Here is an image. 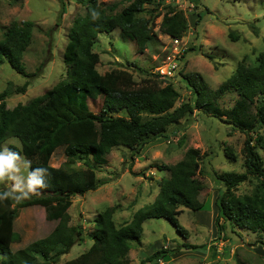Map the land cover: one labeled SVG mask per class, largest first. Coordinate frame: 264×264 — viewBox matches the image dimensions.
I'll list each match as a JSON object with an SVG mask.
<instances>
[{
    "label": "trees",
    "instance_id": "obj_1",
    "mask_svg": "<svg viewBox=\"0 0 264 264\" xmlns=\"http://www.w3.org/2000/svg\"><path fill=\"white\" fill-rule=\"evenodd\" d=\"M85 10L73 17L67 30L63 49L66 74L50 89L31 97L27 102L14 105L5 111L6 98L14 92L25 91L29 80L12 86L10 82L0 90V154L2 142L9 136L19 139L18 149L9 144L10 150L22 153L27 162L47 169L46 188L36 194L16 199L10 196L0 200V256L2 264H52L81 237L83 229L70 224L68 207L76 193L95 188L103 181L97 177V167L107 162V153L112 147L124 145L136 153L143 145L157 136H163L170 124L198 109L228 123L232 128L244 131V171L224 170L215 172L222 185L214 200L216 206L215 226L219 237L227 238L225 229L234 227L256 232V243L264 245V157L259 146H264L258 127L264 123V46L257 53L253 64L239 62L232 73L216 88H211L197 72L181 74L192 97L181 100L179 91L170 80L160 84L158 71L146 72L136 81L125 68H112L101 73L96 64L99 53L93 49L98 32L119 28L123 37L135 41L142 52L149 41L156 40L152 18L139 14L145 4L164 0H129L119 10L117 3L100 0H82ZM198 2V0H192ZM93 10L99 17L93 19ZM199 20V13L195 23ZM32 20H12L0 37V61H7L12 68L27 77L35 72H26L22 59L24 50L31 41ZM188 28V20L182 9L167 4L159 21V30L171 37H181ZM232 39L237 34L229 32ZM191 47L190 49H193ZM207 56H211L206 53ZM234 89L238 97L228 108L220 107L219 97ZM101 96L97 111L90 107V100ZM254 108V110H252ZM124 111L126 116L115 113ZM63 146L65 160L60 164L67 174L65 185L59 187L58 169L50 163L53 151ZM228 156L234 155L225 149ZM200 157L197 147H188L183 156L171 164L157 165L167 169L168 175L158 182V192L152 201L138 207L132 216L117 224L113 217L115 206H106L92 219L89 231L90 245L62 264H129L128 251L131 242L140 241L144 220L150 217L168 219L186 237V230L179 223L178 205L200 207L198 198L203 182L200 178ZM81 160L85 167H74ZM60 169V168H59ZM249 177L255 179L251 190L235 193L236 186ZM10 191L1 187L0 194ZM41 205L45 218L54 221L51 229L26 245L10 248L21 239L14 227L19 207ZM220 218L222 221L220 222ZM222 233V234H221ZM183 248H204L205 244L178 242L173 247L155 249L147 260H158L168 253ZM239 264H245L240 262Z\"/></svg>",
    "mask_w": 264,
    "mask_h": 264
},
{
    "label": "rangeland",
    "instance_id": "obj_2",
    "mask_svg": "<svg viewBox=\"0 0 264 264\" xmlns=\"http://www.w3.org/2000/svg\"><path fill=\"white\" fill-rule=\"evenodd\" d=\"M100 1L116 2L117 10L129 2ZM167 4L182 9L188 20V28L179 42H174L171 36L159 30V21ZM84 10L82 0H0V37L12 20H32L34 23L31 41L22 56L26 72H35L34 75L27 77L12 68L7 61H0V90L9 82L15 86L29 80L25 91L14 92L6 98L5 111L44 93L65 76L63 49L67 41V30L73 17L82 14ZM198 13L199 20L196 24ZM139 14L152 18L156 40L149 41L140 52L135 41L123 37L119 28L98 32L93 44V49L99 53L96 67L101 73L115 67L125 68L136 81L146 74L139 68L150 72L158 71L160 84L170 80L179 91L176 105L181 100L192 97L181 74L197 72L209 87L216 88L232 73L237 63L253 64L257 53L264 46V0H198L197 3L192 0H164L158 4H145L144 10ZM231 31L237 34L235 39L229 36ZM180 47H185L183 53L177 51ZM191 47L194 48L190 49ZM170 63L175 66L168 68ZM237 97L234 89L227 90L219 97L218 104L228 108ZM101 102V96L94 101L90 100L91 109L97 111ZM115 114L126 116L124 111ZM258 130L264 139V123L259 125ZM245 137L244 131L193 109L179 123L168 125L165 135L145 143L139 152L133 153L124 145L112 147L107 153V162L95 170L97 177L103 182L93 189L76 193L71 198L68 207L69 223L81 226V237L52 264H62L90 245L91 238L88 234L92 228V219L98 211L114 205L113 217L120 224L128 220L138 207L152 201L158 192L160 178L168 175L167 169H159L157 165L174 163L190 146L197 147L201 154L198 175L203 188L198 194L202 202L200 207L193 209L178 205L181 211L177 218L186 230V237L168 219L150 217L142 224L140 241L131 242L129 264H239V261L245 264H264V245L255 242L256 232L239 227H234L235 230L232 231L230 224H227L224 228L227 238H223L219 237L215 226L214 200L222 185L216 180L214 173L245 170L242 150ZM9 144L19 149L21 143L15 136H9L2 142L3 153L7 148L20 157L16 161L19 172L15 175L24 179L28 172H35L36 165L30 164L29 167L25 156L15 152V149L11 151ZM225 149L230 150L234 156L226 155ZM258 149L264 157V146H259ZM64 160L63 146H59L53 151L50 163L59 171L60 188L66 183L67 174L60 166ZM71 165L85 167L81 160H76ZM254 183L255 179L249 177L240 182L234 191H249ZM11 186L12 181L0 182V188L11 190ZM30 195L31 193L28 194ZM14 196L16 199L25 197L21 192H16ZM53 224L54 221L45 218L41 205L19 207L14 227L20 232L21 239L11 243L10 248L24 246L32 239L46 234ZM182 241L204 243L205 247H180L178 251L168 253L158 260L146 259L155 249L173 247ZM2 261L0 256V264Z\"/></svg>",
    "mask_w": 264,
    "mask_h": 264
},
{
    "label": "clouds",
    "instance_id": "obj_3",
    "mask_svg": "<svg viewBox=\"0 0 264 264\" xmlns=\"http://www.w3.org/2000/svg\"><path fill=\"white\" fill-rule=\"evenodd\" d=\"M92 17L94 20L97 19L99 12L93 10ZM19 158L18 154H12L7 148H5L3 154H0V182L12 181L11 190L0 194V200L8 199L10 196H14L16 192H21L27 197L29 193L36 194L38 189L47 187L45 176L48 175V172L45 168H38L35 172H28L24 179L15 175V173L19 172L16 165V161ZM28 163L30 167V162Z\"/></svg>",
    "mask_w": 264,
    "mask_h": 264
},
{
    "label": "built area",
    "instance_id": "obj_4",
    "mask_svg": "<svg viewBox=\"0 0 264 264\" xmlns=\"http://www.w3.org/2000/svg\"><path fill=\"white\" fill-rule=\"evenodd\" d=\"M174 42H179V40H180V37H172L171 38ZM182 51V53L184 52V50H185V47H180L177 51ZM176 53H178V52H176ZM171 66L172 67H174L175 66V64H172V63H170V64H168L167 65V67L168 68H171ZM169 70V69H168ZM159 73V72H158ZM164 77H167V75H164ZM165 83V82H164Z\"/></svg>",
    "mask_w": 264,
    "mask_h": 264
},
{
    "label": "crops",
    "instance_id": "obj_5",
    "mask_svg": "<svg viewBox=\"0 0 264 264\" xmlns=\"http://www.w3.org/2000/svg\"><path fill=\"white\" fill-rule=\"evenodd\" d=\"M131 261V260H130Z\"/></svg>",
    "mask_w": 264,
    "mask_h": 264
}]
</instances>
